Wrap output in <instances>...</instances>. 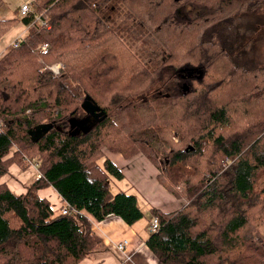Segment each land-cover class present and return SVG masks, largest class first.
Listing matches in <instances>:
<instances>
[{
  "label": "trees",
  "instance_id": "trees-1",
  "mask_svg": "<svg viewBox=\"0 0 264 264\" xmlns=\"http://www.w3.org/2000/svg\"><path fill=\"white\" fill-rule=\"evenodd\" d=\"M31 3L0 20V38L26 28L0 57V179L13 164L36 163L24 192L0 183V264H79L105 250L88 217L129 227L144 218L135 195L111 192L110 179L124 176L105 151L143 155L186 201L172 213L150 209L159 228L145 245L163 264H264V188L255 190L264 172V0ZM187 68L196 77L178 80ZM164 71L173 89L153 91ZM86 96L104 116L76 133ZM41 124L52 126L30 142L27 130ZM44 188L75 213L54 211L36 195Z\"/></svg>",
  "mask_w": 264,
  "mask_h": 264
},
{
  "label": "crops",
  "instance_id": "crops-1",
  "mask_svg": "<svg viewBox=\"0 0 264 264\" xmlns=\"http://www.w3.org/2000/svg\"><path fill=\"white\" fill-rule=\"evenodd\" d=\"M2 5L1 2L0 20L15 18L16 15L4 11ZM25 30L26 28L18 23L0 38V57L10 49L12 42L24 35ZM105 155L124 176L122 180L110 179L111 192L135 195L138 206L144 214V220L147 214L149 218L143 226L140 220L129 227L115 216H109L101 222L88 217L93 234L103 243L105 250L93 253L79 264H163L145 245V239L148 236L147 226L152 218L150 209L172 213L184 207L186 201L172 196L158 182L157 169L143 155L138 154L130 159H124L117 153H105ZM131 172L132 175H130ZM0 183L3 182L0 181ZM36 195L49 202L54 211L64 206V202L53 188L38 190ZM122 240H126L128 244L123 251H120L116 248V244Z\"/></svg>",
  "mask_w": 264,
  "mask_h": 264
},
{
  "label": "rangeland",
  "instance_id": "rangeland-1",
  "mask_svg": "<svg viewBox=\"0 0 264 264\" xmlns=\"http://www.w3.org/2000/svg\"><path fill=\"white\" fill-rule=\"evenodd\" d=\"M31 1L32 0H1V2L3 3L2 8L4 11H8V12H19V8L22 4H27L28 6L31 7ZM189 13L194 14V12H191L190 10L188 11ZM264 46V45H263ZM263 52H264V47H263ZM150 56L156 57V58H161V54L157 53V52H152L149 54ZM62 68V66L59 67V70ZM170 72L164 71L162 72L161 75V80L160 82L154 87V90H158V89H162L163 87L165 89L168 90H172L173 88L171 87L172 82H170L169 76H170ZM178 87L183 90V88H189L190 87V82L186 81L183 85L182 82L179 83ZM164 89V91H166ZM73 128H74V132H78V128L76 127L75 124H73ZM14 151V149L10 150V153L12 154V152ZM105 153H107V151H105ZM104 153V154H105ZM110 154V153H109ZM105 160V157L100 159L98 161V164L100 166H102L103 161ZM29 162V163H28ZM27 162V167L26 168H21L15 164L11 165L8 169L7 174H5L0 181H2L7 188L10 190V192L14 195H18L22 192L25 191V187L30 184L33 180H34V175H35V171L33 169V167L36 168V166H33L34 161L30 160ZM26 165V164H25ZM133 173L131 172L130 175H132ZM130 175H128V178H130ZM264 188V172H262L259 176V181L255 186V190H259V189H263ZM118 193V192H117ZM125 193V192H124ZM130 194V193H127ZM149 216L148 214L146 215V218L144 220V218L142 219V222L140 223L142 226L146 223V221L148 220ZM144 220V221H143Z\"/></svg>",
  "mask_w": 264,
  "mask_h": 264
},
{
  "label": "water",
  "instance_id": "water-1",
  "mask_svg": "<svg viewBox=\"0 0 264 264\" xmlns=\"http://www.w3.org/2000/svg\"><path fill=\"white\" fill-rule=\"evenodd\" d=\"M188 70L189 73L190 71H194L193 69ZM82 109L86 113V117L75 119L72 121V123L75 124L78 128L77 133L88 131L92 126L96 124V122L99 121L102 116H104L103 112L99 110V107L89 96H86L84 101L82 102ZM51 126V124H41L27 130V135L30 142L34 143L41 139L47 133V131L51 129ZM185 151H188V149H186Z\"/></svg>",
  "mask_w": 264,
  "mask_h": 264
},
{
  "label": "built area",
  "instance_id": "built-area-1",
  "mask_svg": "<svg viewBox=\"0 0 264 264\" xmlns=\"http://www.w3.org/2000/svg\"><path fill=\"white\" fill-rule=\"evenodd\" d=\"M29 11H30V6H28L27 4H22L19 8V15L22 17ZM16 45L17 43L14 41L10 45V48H15ZM43 49L44 48H42V50ZM60 213L63 215H67V214L75 213V210L72 207H70L68 204H65L60 209ZM158 228H159L158 219L156 217H152L147 226L148 234L155 233L158 230ZM127 244L128 242L126 240H122L121 242L116 244V248L120 251H123L126 248Z\"/></svg>",
  "mask_w": 264,
  "mask_h": 264
},
{
  "label": "flooded vegetation",
  "instance_id": "flooded-vegetation-1",
  "mask_svg": "<svg viewBox=\"0 0 264 264\" xmlns=\"http://www.w3.org/2000/svg\"><path fill=\"white\" fill-rule=\"evenodd\" d=\"M188 69H191V68H187V69H185L184 71H179L178 73H177V76H178V78H180V79H178V80H189V79H194L196 76H195V74H194V71H190V73L188 72L189 70Z\"/></svg>",
  "mask_w": 264,
  "mask_h": 264
}]
</instances>
